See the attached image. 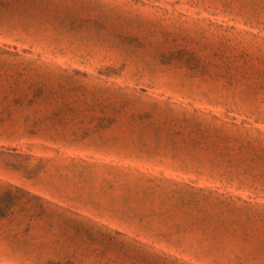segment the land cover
Returning a JSON list of instances; mask_svg holds the SVG:
<instances>
[{
	"label": "rangeland",
	"instance_id": "374dc122",
	"mask_svg": "<svg viewBox=\"0 0 264 264\" xmlns=\"http://www.w3.org/2000/svg\"><path fill=\"white\" fill-rule=\"evenodd\" d=\"M0 264H264V0H0Z\"/></svg>",
	"mask_w": 264,
	"mask_h": 264
}]
</instances>
